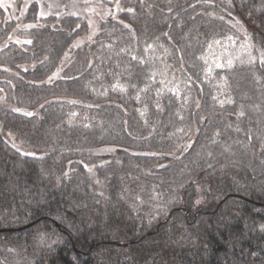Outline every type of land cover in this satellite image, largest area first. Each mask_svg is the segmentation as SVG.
Returning a JSON list of instances; mask_svg holds the SVG:
<instances>
[{"label":"trees","instance_id":"obj_1","mask_svg":"<svg viewBox=\"0 0 264 264\" xmlns=\"http://www.w3.org/2000/svg\"><path fill=\"white\" fill-rule=\"evenodd\" d=\"M105 3L0 6V264H264V0Z\"/></svg>","mask_w":264,"mask_h":264},{"label":"rangeland","instance_id":"obj_2","mask_svg":"<svg viewBox=\"0 0 264 264\" xmlns=\"http://www.w3.org/2000/svg\"><path fill=\"white\" fill-rule=\"evenodd\" d=\"M105 1L110 0H0V6L5 11V20H17L23 17L29 6L32 3H37L38 16L46 17L48 15H64L76 13V15L84 17L88 24V31L78 36L72 47L75 45L81 46L82 44L91 41L97 31L98 25L103 19L109 17H116L119 13L117 5H108ZM44 13V15H41ZM29 25H36L35 23L19 24L15 30L8 36V41L25 43L29 41L27 38L19 36L18 31L23 28H28ZM78 46V47H79ZM58 75V74H56ZM105 150H102V152Z\"/></svg>","mask_w":264,"mask_h":264},{"label":"snow or ice","instance_id":"obj_3","mask_svg":"<svg viewBox=\"0 0 264 264\" xmlns=\"http://www.w3.org/2000/svg\"><path fill=\"white\" fill-rule=\"evenodd\" d=\"M117 7H119V5H117ZM121 11H123V9H121ZM128 11H132L131 9H128ZM41 15H44V13H41ZM72 15H76V13H72ZM27 27H34V25H29V26H27ZM77 27H79V25H77ZM165 35H167V34H165ZM228 39L229 40H231L232 38L231 37H228ZM17 43H19V41H17ZM25 43H31V41H25ZM215 43L216 44H219L220 43V41H215ZM75 46H79V45H75ZM209 49H211L212 48V44H209ZM249 47H252L251 45H249ZM201 59H203V57H201ZM254 60H256V57H254V56H250L249 57V63H251V62H253ZM260 62H261V64L262 65H264V52H262L261 53V56H260ZM231 63H232V61L231 60H229L228 61V66L230 67L231 66ZM225 65H223V64H220V63H216V65H215V67L216 68H223ZM208 71H211V69H208ZM27 115H32V113H27ZM240 115H243V113H240ZM111 149H109V151H110ZM201 201L200 200H197L196 201V203L197 204H199ZM45 236H46V234H44V233H42L41 234V241L43 242V240L45 239Z\"/></svg>","mask_w":264,"mask_h":264}]
</instances>
